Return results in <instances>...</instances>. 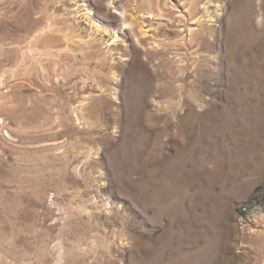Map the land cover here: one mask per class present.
Returning a JSON list of instances; mask_svg holds the SVG:
<instances>
[{
  "label": "rangeland",
  "instance_id": "374dc122",
  "mask_svg": "<svg viewBox=\"0 0 264 264\" xmlns=\"http://www.w3.org/2000/svg\"><path fill=\"white\" fill-rule=\"evenodd\" d=\"M0 264H264V0H0Z\"/></svg>",
  "mask_w": 264,
  "mask_h": 264
},
{
  "label": "bare ground",
  "instance_id": "6f19581e",
  "mask_svg": "<svg viewBox=\"0 0 264 264\" xmlns=\"http://www.w3.org/2000/svg\"><path fill=\"white\" fill-rule=\"evenodd\" d=\"M91 17H92V15L91 14H89Z\"/></svg>",
  "mask_w": 264,
  "mask_h": 264
}]
</instances>
